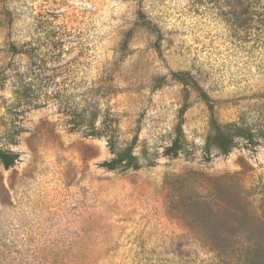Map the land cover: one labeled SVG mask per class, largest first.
Masks as SVG:
<instances>
[{"label": "rangeland", "instance_id": "374dc122", "mask_svg": "<svg viewBox=\"0 0 264 264\" xmlns=\"http://www.w3.org/2000/svg\"><path fill=\"white\" fill-rule=\"evenodd\" d=\"M244 5L0 0V148L18 154L0 163V264H264V137L202 152L228 123L264 129V12ZM37 66L108 110L139 168L102 167L105 139L55 101L12 105Z\"/></svg>", "mask_w": 264, "mask_h": 264}, {"label": "trees", "instance_id": "16d2710c", "mask_svg": "<svg viewBox=\"0 0 264 264\" xmlns=\"http://www.w3.org/2000/svg\"><path fill=\"white\" fill-rule=\"evenodd\" d=\"M245 13L258 9L264 12V0H242ZM250 18V17H249ZM247 17L244 21H247ZM243 22V20H242ZM234 27V25H233ZM237 27V26H236ZM249 30H247L248 32ZM22 84L19 90L14 92L12 105L23 110L41 107L47 101H55L60 106H65L72 116L73 127L85 136L104 138L112 158L105 160L101 166L106 170L137 169L139 164L131 148H121L117 143L116 127L117 121L106 110L101 113L99 105L91 100H84L83 103H69L67 91L60 87L56 80L57 73L44 71L37 66L19 73ZM264 137V129H253L245 123H228L223 130H213L208 135L202 147L205 161H210L215 155H227L239 143L246 146H255L257 137ZM14 144L13 139H9ZM182 148L179 137L174 138L170 145L164 150L165 155L177 156ZM18 154L10 149L0 148V163L5 169L11 167L17 160ZM254 252L259 260L264 263V243L255 244Z\"/></svg>", "mask_w": 264, "mask_h": 264}]
</instances>
